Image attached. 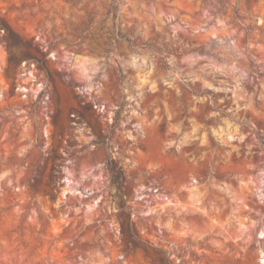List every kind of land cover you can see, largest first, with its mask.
<instances>
[{"label":"rangeland","instance_id":"rangeland-1","mask_svg":"<svg viewBox=\"0 0 264 264\" xmlns=\"http://www.w3.org/2000/svg\"><path fill=\"white\" fill-rule=\"evenodd\" d=\"M0 264H264V0H0Z\"/></svg>","mask_w":264,"mask_h":264},{"label":"trees","instance_id":"trees-1","mask_svg":"<svg viewBox=\"0 0 264 264\" xmlns=\"http://www.w3.org/2000/svg\"><path fill=\"white\" fill-rule=\"evenodd\" d=\"M120 109H121V106L118 108V111L115 113L114 120H116ZM106 165H107V169L110 171L108 162ZM130 237H131V231H130L129 224L122 223L121 229H120V241H121V244H122L125 251L132 250L133 248L137 247V245H138V243L136 241L134 243H132Z\"/></svg>","mask_w":264,"mask_h":264}]
</instances>
